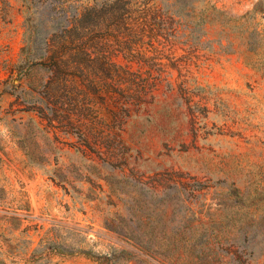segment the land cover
Here are the masks:
<instances>
[{"label":"rangeland","instance_id":"374dc122","mask_svg":"<svg viewBox=\"0 0 264 264\" xmlns=\"http://www.w3.org/2000/svg\"><path fill=\"white\" fill-rule=\"evenodd\" d=\"M28 3L70 16L0 0V264H264V0L110 12L114 92L53 127L12 88Z\"/></svg>","mask_w":264,"mask_h":264},{"label":"trees","instance_id":"16d2710c","mask_svg":"<svg viewBox=\"0 0 264 264\" xmlns=\"http://www.w3.org/2000/svg\"><path fill=\"white\" fill-rule=\"evenodd\" d=\"M143 1L115 0L108 4L106 0H70L67 7L70 16L50 17L46 22L28 3L30 14L26 18L20 58L13 71L16 84L12 86L20 90L24 104H17L16 93H10L16 96L14 103L23 108L17 111L34 114L42 123L53 127L54 122L71 121L68 108L81 109L90 95L113 93V73L117 72V66L105 54L96 29L110 12H116L117 20L123 24L125 15L136 11ZM50 2L62 6L61 0ZM203 13L193 26L203 25L200 24ZM157 16L160 15L154 14ZM43 24L49 28H41ZM164 24L159 21L156 26ZM131 44H127L128 50ZM145 88L142 87L143 92Z\"/></svg>","mask_w":264,"mask_h":264}]
</instances>
